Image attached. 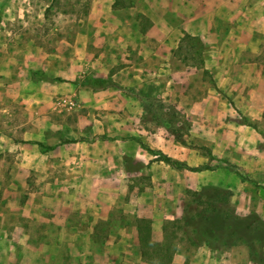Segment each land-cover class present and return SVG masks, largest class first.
<instances>
[{
    "label": "rangeland",
    "instance_id": "1",
    "mask_svg": "<svg viewBox=\"0 0 264 264\" xmlns=\"http://www.w3.org/2000/svg\"><path fill=\"white\" fill-rule=\"evenodd\" d=\"M247 2L213 12L204 39L196 19L178 37L148 31V14L184 18L143 10L144 0H0V264H153L135 218H179L203 206L205 185L227 195L220 216L251 223L252 251L234 236L217 253L170 233L179 253L187 264H218L222 253L226 264H259L264 0L257 11ZM94 76L110 83L93 87ZM129 136L210 167L176 169ZM60 138L77 141L45 152L31 142Z\"/></svg>",
    "mask_w": 264,
    "mask_h": 264
},
{
    "label": "trees",
    "instance_id": "2",
    "mask_svg": "<svg viewBox=\"0 0 264 264\" xmlns=\"http://www.w3.org/2000/svg\"><path fill=\"white\" fill-rule=\"evenodd\" d=\"M55 79L62 80L59 77ZM90 83L93 87L104 88L110 83V80L105 77L94 76L91 78ZM213 85L215 89L219 91L217 85L214 83ZM239 123L257 130L256 124L251 122L247 117L242 116ZM260 133L264 140V133ZM101 139L108 138L102 137ZM123 139L136 140L143 149L154 156L155 160L163 161L176 169L200 171L204 168L207 169L210 167L209 164L203 166H190L184 162H180L162 153L160 150L146 146L139 138L134 136L125 137ZM75 141L77 140L60 138L58 143L52 145H45L43 142L35 140L31 142L37 144L41 150L45 152L54 149L57 145ZM262 147L264 148V144H262ZM214 190H217L216 186L205 185L202 190L198 192L197 196L198 203L203 206L200 205V207H193V209L187 206L184 208L183 215L179 218H175L172 221L165 220L162 227L163 236L161 241L154 240L152 237L150 218H135L134 224L137 230L138 244L141 249L146 251L145 254L150 262L153 264H170L174 253L180 250L178 240H175V238L171 239L170 233L173 235L176 233V235H179L178 239L185 240L187 244H203L209 251L217 253H221L227 246V240L234 236V241L244 239L246 242L245 245L248 246V251L251 253L252 242L249 237H251L252 234H249L248 232L252 227L251 223L243 221L239 223L240 219L234 215L233 211L229 212L231 218L229 217L226 220L220 216L217 204H226L228 199L226 198L227 195H223L221 190L216 192H214ZM193 212H195V214H192ZM195 220H197L198 223H196ZM170 224L172 228H170ZM240 226H242V228ZM238 230H242V232L239 233ZM185 250H188V248H185ZM252 261L264 264V257L259 258V260L252 259ZM183 264H187V255H185V261Z\"/></svg>",
    "mask_w": 264,
    "mask_h": 264
},
{
    "label": "crops",
    "instance_id": "3",
    "mask_svg": "<svg viewBox=\"0 0 264 264\" xmlns=\"http://www.w3.org/2000/svg\"><path fill=\"white\" fill-rule=\"evenodd\" d=\"M247 1L246 0H155L152 2L151 0L150 1L144 0L143 10H145V8L149 9L148 6L145 7L144 5L149 2L150 4L156 6L155 9L157 11H160L162 13L161 14L162 16L167 12H174V14H176L177 16L184 18L183 20H180L179 24L176 25L169 22L165 17L160 18V16L158 15L159 13L156 15L158 17L155 18L152 13L148 14L149 19L152 21V24L148 29V31L151 29H156V33L158 35L161 34L163 37L166 36L167 38H170L171 36L175 37L177 33L182 34L181 28L187 31L196 30V26H195L196 24L195 19H196L198 20L199 25L202 26V28H199L202 37L204 39H207L206 36L210 34L209 29L212 26L210 20L211 19L213 20V12L225 13L226 11L232 10L234 7L237 6H242L243 8V5L246 4ZM261 1L262 0H255L251 11L253 10L257 11V8L261 3ZM248 4L249 3L247 2V5ZM189 17L192 19L193 23L191 20H188ZM253 17L254 16L252 15L251 19L249 20V24L253 25V23L254 24L261 23V26H263V23L260 22L259 20L261 19L260 17L258 19ZM244 23L245 22H243L242 25H238V26L244 27L243 26ZM82 49L83 50L85 49V45L82 47ZM163 222H164L163 219L153 220L151 218L152 237L155 236L154 237L155 240H160L163 236V229H162ZM135 234H137L136 227H135ZM223 255L224 254L222 253L218 258L217 261L218 264L227 263ZM184 261H185V255H182L179 253V251H177L176 253H174L170 264H183ZM190 264H198V263L196 261L191 260Z\"/></svg>",
    "mask_w": 264,
    "mask_h": 264
}]
</instances>
